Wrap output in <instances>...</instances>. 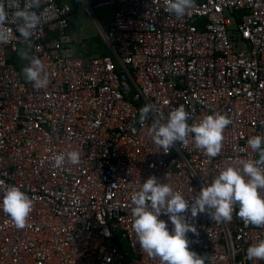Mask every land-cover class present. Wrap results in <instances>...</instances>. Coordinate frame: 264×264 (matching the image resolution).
Here are the masks:
<instances>
[{"label": "built area", "instance_id": "obj_1", "mask_svg": "<svg viewBox=\"0 0 264 264\" xmlns=\"http://www.w3.org/2000/svg\"><path fill=\"white\" fill-rule=\"evenodd\" d=\"M73 1L93 13L115 8L103 35L110 55L76 52L71 4L32 6L42 23L25 42L15 13L32 0H0L8 15L0 40V191L16 185L33 200L23 229L0 209V264H160L132 229V193L155 176L192 201L224 168L258 159L247 141L264 135V0H193L180 17L167 0ZM21 51L44 63L47 87L26 81L13 63ZM146 105L153 109L141 123ZM179 106L189 125L216 113L231 119L216 157L191 135L167 154L153 142L152 123ZM70 151L81 153L78 164L66 158L53 166ZM237 212L230 221L184 214L198 233H188L189 250L205 264H264L245 258L264 227ZM160 219L171 232L168 217Z\"/></svg>", "mask_w": 264, "mask_h": 264}, {"label": "clouds", "instance_id": "obj_2", "mask_svg": "<svg viewBox=\"0 0 264 264\" xmlns=\"http://www.w3.org/2000/svg\"><path fill=\"white\" fill-rule=\"evenodd\" d=\"M40 0L15 13L19 21L17 31L23 41L28 42L33 32L41 25L42 16L31 7ZM168 11L178 17L183 16L193 5V0H167ZM8 15L0 4V40L6 38L4 31ZM21 58L29 61L22 69V75L34 89H42L49 84L44 63L26 51ZM153 109L146 105L140 110V121L147 119ZM189 113L184 106L173 109L166 122L156 120L152 123L150 134L153 142L167 154L176 142L187 144L191 135L197 149L204 150L209 157H216L222 149L223 133L231 119L219 113L206 115L194 125L187 123ZM248 147L258 154V159L240 161V166H228L221 170L208 186H202L199 194L190 201L169 184H161L155 176H150L131 195L133 224L140 248L149 256L159 258L160 264H205L196 252L189 250L191 241L188 233L198 235L193 224L187 222L200 213H211L216 221H230L238 206V217L246 224L264 227V135H255L247 141ZM67 158L73 165L81 159L79 151L60 153L54 157V167H60ZM3 184V181H0ZM191 202V206H190ZM0 209L7 213L17 229L28 226V218L33 210V200L16 185H7L0 191ZM168 217L173 226L160 219ZM247 260L264 261V239L250 245L246 250Z\"/></svg>", "mask_w": 264, "mask_h": 264}, {"label": "rangeland", "instance_id": "obj_3", "mask_svg": "<svg viewBox=\"0 0 264 264\" xmlns=\"http://www.w3.org/2000/svg\"><path fill=\"white\" fill-rule=\"evenodd\" d=\"M75 9V19L74 26H72L71 36L73 38L75 50L77 53L87 52L88 44L93 43L96 46L99 41H102V45H106L108 49V54H111V51L108 48V44L104 39L105 32L109 29L111 22L115 14V8L111 7H101L95 10L93 13L85 5H73L72 2L68 1ZM87 45V48L85 47ZM86 48V49H85ZM93 50V49H92ZM91 51V49H90ZM92 57L100 56L97 49L93 50L91 55ZM24 61L21 57L16 60V62ZM122 246L125 251L129 250V244L127 241L122 242Z\"/></svg>", "mask_w": 264, "mask_h": 264}, {"label": "trees", "instance_id": "obj_4", "mask_svg": "<svg viewBox=\"0 0 264 264\" xmlns=\"http://www.w3.org/2000/svg\"><path fill=\"white\" fill-rule=\"evenodd\" d=\"M75 14H76V11H75ZM98 51V54L100 56H105L108 54V49L106 47V45L104 44V46L102 45V41H99L98 42V45L95 47ZM86 49V48H85ZM91 47H88L87 49V52H81V55L84 56V57H91L92 53H93V50L91 49ZM14 63L16 64L17 68L22 72V69L26 66L25 63H21V62H15Z\"/></svg>", "mask_w": 264, "mask_h": 264}, {"label": "crops", "instance_id": "obj_5", "mask_svg": "<svg viewBox=\"0 0 264 264\" xmlns=\"http://www.w3.org/2000/svg\"><path fill=\"white\" fill-rule=\"evenodd\" d=\"M60 3H69L68 1H70V2H72L73 3V5H80V3H75L73 0H58ZM72 26H74V23H73V25ZM71 30H72V28H71ZM71 34V33H70ZM88 46L89 47H91V49H96L95 47H96V45L95 44H93V43H90V44H88ZM85 47L87 48V45H85ZM17 60H18V58H17ZM16 62V61H15ZM13 63H14V61H13ZM17 67V66H16Z\"/></svg>", "mask_w": 264, "mask_h": 264}]
</instances>
